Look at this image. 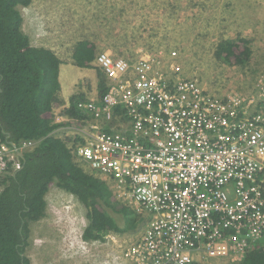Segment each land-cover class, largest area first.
Returning a JSON list of instances; mask_svg holds the SVG:
<instances>
[{
    "label": "built area",
    "instance_id": "1",
    "mask_svg": "<svg viewBox=\"0 0 264 264\" xmlns=\"http://www.w3.org/2000/svg\"><path fill=\"white\" fill-rule=\"evenodd\" d=\"M176 56H96L108 90L79 103L89 114L73 152L144 228L131 241L80 235L88 264L239 263L264 240V76L248 94L214 92L181 76ZM106 114L119 125L89 121ZM17 149L0 143V173L21 167Z\"/></svg>",
    "mask_w": 264,
    "mask_h": 264
},
{
    "label": "rangeland",
    "instance_id": "2",
    "mask_svg": "<svg viewBox=\"0 0 264 264\" xmlns=\"http://www.w3.org/2000/svg\"><path fill=\"white\" fill-rule=\"evenodd\" d=\"M19 10L31 44L52 49L63 61L69 62L75 45L87 39L97 44L99 52L132 62L144 53L169 59L175 51L178 73L199 78L214 92L248 94L264 76V0H34ZM241 36L252 41L251 61L243 67L219 61L218 44ZM88 85L91 90L84 80L83 86ZM109 122L115 124L110 118ZM69 126L59 132L74 147L81 128ZM2 178L0 173V182ZM47 200V217L33 226L27 251L31 264H88L77 253V240L89 224L88 209L56 186ZM107 211L120 227L125 226L121 214ZM143 228L111 234L131 241ZM204 264L237 263L213 259Z\"/></svg>",
    "mask_w": 264,
    "mask_h": 264
},
{
    "label": "trees",
    "instance_id": "3",
    "mask_svg": "<svg viewBox=\"0 0 264 264\" xmlns=\"http://www.w3.org/2000/svg\"><path fill=\"white\" fill-rule=\"evenodd\" d=\"M33 2L0 0V143L13 148V143L21 147L24 142H38L24 151V158L19 157L20 168L9 164V172L0 182V264H31L27 251L33 226L47 217V195L53 186L74 195L88 209L89 224L83 232L87 241H104L110 233H125L143 225L139 216L115 199L106 183L77 161L69 141L53 134L61 126L55 123V110L65 105L59 80L63 60L52 49L34 47L25 33L19 6ZM251 43L242 36L222 40L215 56L231 66H246L253 55ZM98 53L94 41H79L72 62L79 68L97 70L102 99L108 89L104 73L96 66ZM85 101L83 93L70 99L66 110L69 124L82 127L75 120L89 114L78 107ZM82 141L81 137L75 140ZM107 209L123 216V228ZM237 264H264V240L254 242Z\"/></svg>",
    "mask_w": 264,
    "mask_h": 264
},
{
    "label": "crops",
    "instance_id": "4",
    "mask_svg": "<svg viewBox=\"0 0 264 264\" xmlns=\"http://www.w3.org/2000/svg\"><path fill=\"white\" fill-rule=\"evenodd\" d=\"M59 80L61 83V98L64 99L65 105L55 110L56 115L60 113L59 115H57L58 116L57 118H59V120L58 121L55 120V123L60 124L61 126L58 127L53 134L57 137L62 138L61 133L59 131L64 130L65 128H70L71 126V125L69 126L68 123L71 121V118L66 113V110L69 108L70 99L79 93L80 94L83 93L85 94L87 100H96L99 97V88H98V75L96 76L94 74V70L79 68L73 64L72 59L69 62L63 61V64H61ZM84 80L89 81L91 90L89 88V85L83 86ZM94 87L97 89V92L92 91ZM84 118L85 117H83L82 119H77L75 121L82 124L83 127L86 124L85 122H83ZM109 118L115 120V124L114 122H112L113 124H111L109 122ZM115 118L111 117L110 114H106L105 116L102 117V120L96 122L102 125V127L106 125H110V127L113 126L116 127L115 125H119V120ZM89 119H91L89 120L90 123H96L93 118L89 117ZM82 127H78V128H82ZM105 128L108 127L106 126Z\"/></svg>",
    "mask_w": 264,
    "mask_h": 264
},
{
    "label": "water",
    "instance_id": "5",
    "mask_svg": "<svg viewBox=\"0 0 264 264\" xmlns=\"http://www.w3.org/2000/svg\"><path fill=\"white\" fill-rule=\"evenodd\" d=\"M12 146H13L14 149H17V148H18L17 145H16L15 143H13ZM17 151H18V155H19V157L24 158V152H22V151H20V150H18V149H17Z\"/></svg>",
    "mask_w": 264,
    "mask_h": 264
}]
</instances>
